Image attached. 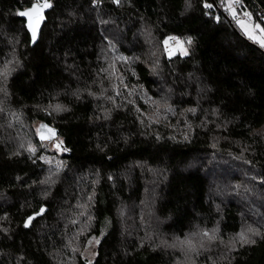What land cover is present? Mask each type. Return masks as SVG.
I'll list each match as a JSON object with an SVG mask.
<instances>
[{"label": "trees", "instance_id": "1", "mask_svg": "<svg viewBox=\"0 0 264 264\" xmlns=\"http://www.w3.org/2000/svg\"><path fill=\"white\" fill-rule=\"evenodd\" d=\"M43 1L0 0V264H264V45L227 0H50L32 47Z\"/></svg>", "mask_w": 264, "mask_h": 264}, {"label": "rangeland", "instance_id": "2", "mask_svg": "<svg viewBox=\"0 0 264 264\" xmlns=\"http://www.w3.org/2000/svg\"><path fill=\"white\" fill-rule=\"evenodd\" d=\"M231 4V6H230ZM238 5V2H236V0H227V4H226V8L225 11L228 14V16L231 14V16H235V21L237 22L239 28L247 35L249 36L251 39L256 40L257 42L261 43L262 40H264V31H260L261 24L256 22L254 23V20L252 19L251 15L248 13H243V14H236L235 12V7ZM246 14L248 17L245 19L243 17V15ZM243 22V26L241 25L240 22ZM256 25H259V27H255ZM174 37V36H171ZM170 38V37H169ZM167 38L166 40H168V44H165V49L167 52V55L172 57L175 55H181V56H185L183 54V52L181 51V49H186L187 53H188V48L185 45V40L178 38V37H174L176 39H169ZM262 44V43H261ZM264 45V44H262ZM38 129V126H37ZM61 147L58 149L56 147L57 143H61ZM47 147L49 148V150L51 151V153H58V154H63L66 153L65 151V146L63 141L60 138H54L52 139L50 142L47 143ZM98 241V242H97ZM100 242V237L99 238H91L87 245L86 248L84 250L83 253V257L89 261L92 262L94 260V258L96 257V250L98 247V244ZM184 245L190 247L192 244L190 243V240H186L184 241Z\"/></svg>", "mask_w": 264, "mask_h": 264}, {"label": "snow or ice", "instance_id": "3", "mask_svg": "<svg viewBox=\"0 0 264 264\" xmlns=\"http://www.w3.org/2000/svg\"><path fill=\"white\" fill-rule=\"evenodd\" d=\"M117 2H119V0H117ZM236 2H238V0H236ZM51 5L47 2V0H44V3H37V4H34L32 6V8L26 10V11H21L18 13V15L20 16H25L28 18V27L29 29L31 30V33H32V39H33V42H35L36 40V37H37V30H38V27H39V24L40 22L43 20V15H42V10L44 8H47V7H50ZM231 6V4H230ZM205 7L207 8H211L212 5L211 4H205ZM35 14V15H33ZM241 25L243 26V22L241 21L240 22ZM255 27H259V25H256ZM260 31H264V28H261ZM169 39H176L174 37H170ZM164 43L167 45L168 44V40H165ZM187 43H191V39H189L187 41ZM262 44H264V40L261 41ZM181 51L183 52L184 55H187V50L186 49H181ZM46 126H41V130H38V131H41V139H51L54 135H55V132L53 129H48V132L51 134L49 136H45L43 134V131L42 129H44ZM61 143H57L56 144V147L59 149L61 147ZM34 151V149H33ZM65 151H67V149H65ZM31 219V218H30ZM240 238H241V241L242 242H254V241H251L247 236H245L243 233L240 234ZM98 242V241H97Z\"/></svg>", "mask_w": 264, "mask_h": 264}, {"label": "water", "instance_id": "4", "mask_svg": "<svg viewBox=\"0 0 264 264\" xmlns=\"http://www.w3.org/2000/svg\"><path fill=\"white\" fill-rule=\"evenodd\" d=\"M47 2H48L51 6H50V7H47V8H44V9L42 10L43 20H42V21L40 22V24H39V27H38V30H37V37H36L35 42H33V39H32V33H31V30H30L29 27H28V18L25 17V16H20V15H19V16L25 21V27H26L27 32H28L29 35H30L31 46H32V47L35 46V45L39 42L42 28H43L44 24L47 22V13L50 12V11L53 9V7H54L53 3H52L50 0H47ZM37 3H41V4H42V3H44V1H43V2H35V3H33L30 7H28V8L25 9V10H22V11H26V10L32 8V6H33L34 4H37ZM20 12H21V11H20ZM33 15H35V14H33ZM39 130H41V127L39 128ZM42 131H43V134H44L45 136H49V135H51V134L48 132V129H47V128L42 129ZM39 137L41 138V131H39Z\"/></svg>", "mask_w": 264, "mask_h": 264}, {"label": "built area", "instance_id": "5", "mask_svg": "<svg viewBox=\"0 0 264 264\" xmlns=\"http://www.w3.org/2000/svg\"><path fill=\"white\" fill-rule=\"evenodd\" d=\"M229 17H231V14L229 15ZM243 17H244V18H247V16H246V15H243Z\"/></svg>", "mask_w": 264, "mask_h": 264}]
</instances>
